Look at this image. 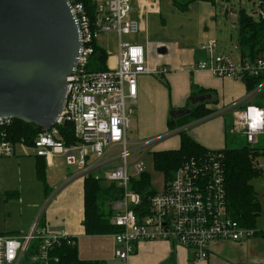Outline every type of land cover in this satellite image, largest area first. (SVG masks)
Returning a JSON list of instances; mask_svg holds the SVG:
<instances>
[{
  "label": "built area",
  "instance_id": "1",
  "mask_svg": "<svg viewBox=\"0 0 264 264\" xmlns=\"http://www.w3.org/2000/svg\"><path fill=\"white\" fill-rule=\"evenodd\" d=\"M67 1L79 24L83 46L75 73L66 79L65 107L51 130L38 133L32 140L17 137L12 131L14 120L0 121V158L33 155L50 163L63 156L68 167L76 168L64 185L90 176L103 180L97 176L103 174L104 180L120 191L111 204V223L119 230L114 235V254L123 262H128L143 242H167L185 248L190 252V263L195 264L208 260L215 244H242L256 237L255 230L241 227L231 217L222 154L186 161L165 181L162 193L145 195L132 188V183L146 173L143 157L165 139L128 140L136 116L139 78L162 76L167 71L152 70L144 47L123 43L121 38L141 34L148 15L160 13L161 0H108L105 4L92 0L96 5L93 17L81 0ZM256 15L264 24V0H259ZM108 34H116L120 40L116 66L104 72L90 71L94 42ZM201 49L208 59L197 64L199 70L249 86L244 97L211 117H232V132L254 147L258 137L264 136V107L258 105L264 103V54L255 60L241 57L236 63L218 53L216 41H209ZM69 137L74 143H67ZM134 156L137 158L132 159ZM256 166L263 171L264 165ZM58 191L49 195L45 208ZM43 218L42 213L26 233L0 235V264H25L27 258L29 264H60L53 250L64 242L74 247L76 241L42 225Z\"/></svg>",
  "mask_w": 264,
  "mask_h": 264
},
{
  "label": "crops",
  "instance_id": "2",
  "mask_svg": "<svg viewBox=\"0 0 264 264\" xmlns=\"http://www.w3.org/2000/svg\"><path fill=\"white\" fill-rule=\"evenodd\" d=\"M107 2L108 0H97L99 4ZM197 2L199 1L190 4L186 12H181L175 7L173 0H167V6L179 12L176 13L177 24L172 18L165 19L162 16L164 0L160 1V13L153 14L162 17L163 26L156 22V18H154L156 16H151L144 20L145 30L139 36L141 37V43L138 45L144 47L148 66L152 70L165 69L167 72L159 76L160 78L157 75L139 78L135 125L136 133L140 139L164 137L165 139L162 141L164 142L176 137V135L168 136L169 133L166 134L169 127L170 113L186 110L193 93L197 92V90L203 89L210 92L208 95L212 96L210 100L212 103L208 105V108L214 111L222 110L233 102L240 100L247 91L244 82L216 78L210 73L197 68L198 63L208 59L206 52L201 49L208 41L206 38L208 32L202 33L201 25H199L201 23L199 11H191L192 7H197ZM168 23L172 26L171 32H177L176 41L165 42L162 38V35L170 33ZM191 26L196 31V36L192 38L194 41L183 40V34ZM104 50L108 54V69L114 68L119 50L115 56H110L108 51ZM193 86L196 90H193ZM222 118L226 117H214L209 121L193 126L188 130V135L208 151L222 150L225 148L227 141V124L225 125ZM230 130L232 131V125ZM180 146L181 139L176 142L173 148L178 150ZM31 157L35 156L32 155ZM36 159L38 160L37 165L40 163L45 166L46 198H48L52 190H59L50 207L48 206L49 208L43 218L42 225L58 232L66 233L69 237L75 239L76 247L82 239L112 238L114 239L112 244L114 249L116 247L114 235L88 237L85 233L83 226L85 180L78 179L64 185L68 177L64 173L59 172V170L63 166L66 169L69 167L65 164L63 156L55 157L50 163L44 159ZM9 197L11 199L19 198L18 194H10ZM33 223L25 232H2L0 229V235L14 236L26 233L31 229ZM100 243L98 240L94 244L99 247ZM233 248L239 249L242 253L243 257L239 264H264V238L260 236H256L242 244L231 242L215 244L211 247L209 259L195 264H228L223 258H226L228 252L234 250ZM99 256L101 255L99 254ZM80 260L91 261L92 259L83 260L80 258ZM116 260L123 264H191L190 252L187 249L173 246L167 242L139 243L136 246L135 254L130 257L128 262ZM107 262L104 261L103 264H109Z\"/></svg>",
  "mask_w": 264,
  "mask_h": 264
},
{
  "label": "water",
  "instance_id": "3",
  "mask_svg": "<svg viewBox=\"0 0 264 264\" xmlns=\"http://www.w3.org/2000/svg\"><path fill=\"white\" fill-rule=\"evenodd\" d=\"M82 46L67 0H0V121L50 131L65 107L66 79L75 73ZM211 99L204 95L191 101L199 105ZM190 113L179 110L170 116Z\"/></svg>",
  "mask_w": 264,
  "mask_h": 264
},
{
  "label": "rangeland",
  "instance_id": "4",
  "mask_svg": "<svg viewBox=\"0 0 264 264\" xmlns=\"http://www.w3.org/2000/svg\"><path fill=\"white\" fill-rule=\"evenodd\" d=\"M196 6L197 7H192L191 11H199L201 16V23H199V25H201L202 33L208 32V35L206 36L208 40L207 43L209 41H216L219 54L229 56L236 63H239L241 60L240 35L238 32L240 16L241 14H244L247 17L252 18L255 22H258L256 14L259 11V0H217L216 3L213 1H199ZM162 12V16L165 19L172 18L175 21V24H177L176 13L179 12L170 6H167V0H164ZM151 16H156L154 17L156 18V22L163 26L161 16L148 15L145 20ZM168 26L170 33L162 35V38L165 42L176 41L177 32H171L172 26H170L169 23ZM139 36L140 34L136 36H123L122 42L140 44L141 37ZM194 36H196V31L192 29L191 26V28L189 27V30L183 34V40L194 41L192 39ZM97 42L101 47L108 51L110 56H115V54H117L119 39L116 35H101ZM158 78L160 77L158 76ZM135 119H137V110L136 116L133 118L128 132L129 142H142L152 139H140L138 137V134L136 133ZM222 120H224L225 125L227 124L226 146L224 149L216 150L215 152L226 149H242L244 147H249V144L243 136L236 135L230 130L232 118L227 116L226 118H222ZM169 132L168 128L166 134ZM179 140L180 136L176 135V137L170 138L155 146L150 153L143 157L146 173L150 176L151 191L162 193L165 186V176L156 170L152 153L177 150L173 147ZM254 147L258 149L264 148V136L258 137V142ZM135 158H137V156H134L132 159ZM37 161L38 160L35 157L0 158V229L2 232L27 231L31 223L38 219L42 213L45 216L46 211L51 205L50 203L48 205L49 207L47 206L45 208L48 199L46 198L47 184L45 181L41 180L37 174ZM257 163L264 165V158H257L255 164ZM74 170H76L75 167H69L66 169L63 166L60 168L59 172L70 177ZM262 172L261 177L251 183L256 192L257 200L263 206V210L256 220V230L260 234L264 232V169ZM97 176L98 178L103 179L101 181L103 187L107 188L112 186L111 183L104 180L105 178L103 174ZM52 192L53 190L51 191V194ZM10 194H18L19 198L11 199L9 197ZM98 240L101 243L99 247H96L94 243L96 241L98 242ZM113 241L114 239L112 238L82 239L78 242L77 246L78 256L83 260L92 259L91 261H99L102 263L108 261L107 263L109 264H123L115 259V248L113 249L112 246ZM242 257V253L239 249H234L230 250L227 257L223 259L228 264H239Z\"/></svg>",
  "mask_w": 264,
  "mask_h": 264
},
{
  "label": "trees",
  "instance_id": "5",
  "mask_svg": "<svg viewBox=\"0 0 264 264\" xmlns=\"http://www.w3.org/2000/svg\"><path fill=\"white\" fill-rule=\"evenodd\" d=\"M87 7L90 15L93 17L95 12V3L92 0H81ZM196 1L213 0H173L177 9L186 12L189 5ZM238 32L240 35V54L255 60L264 54V24L255 22L252 18L241 14L239 20ZM94 56L89 67L90 71L104 72L108 70L107 52L101 48L97 42H94ZM247 84V83H246ZM249 85V84H248ZM247 90L249 86L246 87ZM193 86V90H194ZM196 90V89H195ZM210 93L206 90H197L192 98L201 97ZM212 101H206L203 104L193 105L191 99L186 110L191 113L183 118L173 119L171 116L168 121L169 133L177 130L181 139V146L178 150L153 152V160L156 170L164 174L165 181L168 182L173 174L188 160L193 158L206 157L209 154H222V166L224 168L225 188L227 191L228 207L231 217L235 219L243 228L256 231V236L264 238V232L261 234L256 230V220L260 216L263 206L257 200L256 192L251 185L252 181L262 175L255 164L259 157L264 158V148L244 147L242 149H226L219 152H211L204 149L188 135V130L193 126L209 121L216 111L208 108ZM258 105L264 107V103ZM188 127V128H187ZM70 128V127H69ZM66 130H69L68 128ZM64 130V131H66ZM17 137H25L32 140L38 135L30 125L14 121V129ZM63 133V132H62ZM69 132L66 131V134ZM65 135V134H64ZM74 143L72 138L67 139V143ZM45 166L38 163L37 174L39 178L45 181ZM102 180H97L90 176L84 181V204L85 213L83 226L88 237L111 236L119 230L111 223L113 212L111 204L119 197V192L115 186L103 187ZM132 188L151 195L155 193L150 190V176L144 173L139 181L132 183ZM75 241V239H73ZM60 259V264H103L99 261H82L78 256L77 247L70 246L64 242L61 247H57L52 252ZM31 256V254H30ZM27 258L25 264H29Z\"/></svg>",
  "mask_w": 264,
  "mask_h": 264
}]
</instances>
